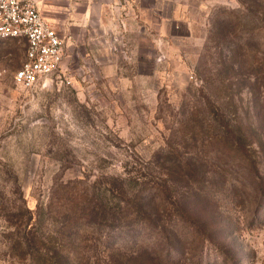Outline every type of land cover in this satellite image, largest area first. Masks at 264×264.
Wrapping results in <instances>:
<instances>
[{
	"label": "rangeland",
	"instance_id": "obj_1",
	"mask_svg": "<svg viewBox=\"0 0 264 264\" xmlns=\"http://www.w3.org/2000/svg\"><path fill=\"white\" fill-rule=\"evenodd\" d=\"M86 6L34 91L0 45V264H264V0Z\"/></svg>",
	"mask_w": 264,
	"mask_h": 264
},
{
	"label": "built area",
	"instance_id": "obj_2",
	"mask_svg": "<svg viewBox=\"0 0 264 264\" xmlns=\"http://www.w3.org/2000/svg\"><path fill=\"white\" fill-rule=\"evenodd\" d=\"M11 40L25 44L24 60L13 73L14 83L22 91H34L44 79L63 71L66 37L44 17L34 0H0V45ZM6 73L0 68V80Z\"/></svg>",
	"mask_w": 264,
	"mask_h": 264
},
{
	"label": "crops",
	"instance_id": "obj_3",
	"mask_svg": "<svg viewBox=\"0 0 264 264\" xmlns=\"http://www.w3.org/2000/svg\"><path fill=\"white\" fill-rule=\"evenodd\" d=\"M93 0H40L36 2L40 11L47 12L44 17L58 29L69 31L72 28L74 16L81 4L88 5L84 9L90 10Z\"/></svg>",
	"mask_w": 264,
	"mask_h": 264
},
{
	"label": "trees",
	"instance_id": "obj_4",
	"mask_svg": "<svg viewBox=\"0 0 264 264\" xmlns=\"http://www.w3.org/2000/svg\"><path fill=\"white\" fill-rule=\"evenodd\" d=\"M28 212L30 213L29 210H27V213H28ZM29 220H30V219H29ZM30 221H31V220H30ZM28 249H30V248H28ZM55 250H60V248H59V249L55 248ZM30 252H31L30 254L32 255V257H33V255H35V253H36V254L40 253V252H39V248L36 250V252H33V250H31ZM59 253H60V251H59ZM41 256H45V257H46V255H42V254H41ZM45 263H46V262H45Z\"/></svg>",
	"mask_w": 264,
	"mask_h": 264
}]
</instances>
